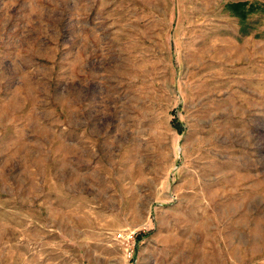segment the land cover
Returning <instances> with one entry per match:
<instances>
[{
  "label": "rangeland",
  "instance_id": "rangeland-1",
  "mask_svg": "<svg viewBox=\"0 0 264 264\" xmlns=\"http://www.w3.org/2000/svg\"><path fill=\"white\" fill-rule=\"evenodd\" d=\"M0 264H264V0H0Z\"/></svg>",
  "mask_w": 264,
  "mask_h": 264
},
{
  "label": "built area",
  "instance_id": "built-area-1",
  "mask_svg": "<svg viewBox=\"0 0 264 264\" xmlns=\"http://www.w3.org/2000/svg\"><path fill=\"white\" fill-rule=\"evenodd\" d=\"M131 237L132 236H129L126 238L124 234L119 235V238L124 240V241L128 240V238H131ZM127 258H128V263H131L133 258H134V250L133 249L127 248Z\"/></svg>",
  "mask_w": 264,
  "mask_h": 264
},
{
  "label": "trees",
  "instance_id": "trees-1",
  "mask_svg": "<svg viewBox=\"0 0 264 264\" xmlns=\"http://www.w3.org/2000/svg\"><path fill=\"white\" fill-rule=\"evenodd\" d=\"M241 5H242V3H237V5H234L236 12L240 10L239 7H240ZM174 122H175V123H174L175 126H178L179 130L182 131L181 125L178 124L176 121H174ZM139 238H140V239L143 238V235L139 236Z\"/></svg>",
  "mask_w": 264,
  "mask_h": 264
}]
</instances>
